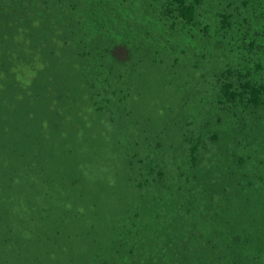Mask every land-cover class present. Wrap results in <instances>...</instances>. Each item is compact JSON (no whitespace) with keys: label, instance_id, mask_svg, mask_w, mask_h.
<instances>
[{"label":"trees","instance_id":"obj_1","mask_svg":"<svg viewBox=\"0 0 264 264\" xmlns=\"http://www.w3.org/2000/svg\"><path fill=\"white\" fill-rule=\"evenodd\" d=\"M1 1L4 4L0 5V76L4 80L0 79V203L8 184L11 204H17L18 208L0 215V264H32L26 252H13L17 244L34 242L28 224L39 223L38 236L44 232L46 218L33 217L30 210L31 204H39L35 202L36 195L43 201L70 200L62 193L46 196V187L59 176L73 184L82 155L101 158L105 148L114 146L110 142L119 141L122 136L137 135L140 140L133 146L134 156L123 153L122 158L130 182L129 193L132 201L139 204L134 209L137 211L134 218L142 222L143 217H149L144 221L148 226L169 217L170 227L161 231L173 238L175 204L167 202L171 199L157 176L162 174L160 177L164 179L170 167L169 154L165 151L173 145L167 148L164 137L168 136L166 126L171 122L164 123L147 104L131 102L132 108L129 106L127 99L133 97L132 92L121 86V80L135 78V71L129 66L122 67L121 80L118 78L108 87L104 75H99V68L93 75L89 74L93 72L89 65L81 66V60L87 56L78 54L73 43L103 39L117 25L120 38L137 49L139 57L152 58L150 64L160 70L158 77L165 79L168 89L179 95L173 97L178 109L173 123L190 131H185L186 135L190 133L188 138L197 144L200 138L212 139V132L221 130L216 113L218 118H226L229 113L239 119L233 107L251 108L254 113L264 110V84L256 79L263 76L264 0ZM147 23H151L152 37ZM56 51L62 59L58 71L64 79L50 80L47 86L37 89L38 95L30 94L10 71L13 67L10 60L39 57L45 72L57 63L58 59L49 61V55L54 56ZM93 58L98 62L97 57ZM138 79L143 80V76L138 75ZM176 82L179 84L172 88ZM37 85L41 87V81ZM141 98L136 95L137 101ZM193 100H199L196 108L207 107L208 112L206 119L192 129V122H184L194 111ZM244 119L251 120L248 116ZM59 124L64 131L70 128L65 138ZM76 125L81 129L76 130ZM29 133L39 139L32 141ZM196 135L199 136L195 138ZM151 137L148 155L141 156L144 141ZM66 142L77 155L72 160ZM190 150L192 154H200L198 147ZM235 157L236 153L231 159ZM220 164L222 168L240 167L247 172L248 162L244 157L232 164ZM259 164L251 167L258 168ZM14 179L19 182L18 192L12 191ZM137 191L140 197L135 196ZM123 218L133 219L128 213L122 214ZM130 224L135 222L122 225L120 236L117 230L116 237L108 239L105 247L115 243L118 248L131 246L130 254H133L136 242L130 245L128 233L139 232ZM263 232L264 229L258 231L257 237H262ZM244 244L243 260L235 258L227 264H264V239L257 240L252 255L247 241ZM109 250L115 254L111 247ZM142 262L152 264L146 256Z\"/></svg>","mask_w":264,"mask_h":264},{"label":"clouds","instance_id":"obj_2","mask_svg":"<svg viewBox=\"0 0 264 264\" xmlns=\"http://www.w3.org/2000/svg\"><path fill=\"white\" fill-rule=\"evenodd\" d=\"M3 4L4 2L0 0V5ZM92 24L94 26L96 23ZM146 28L148 34L152 37L151 23H147ZM119 31L120 28L116 25L115 28H111V34H107L103 39L98 37L93 43L84 40L75 41L73 44L76 45L78 54L87 56L81 60V66L89 65L93 70V72H90L89 74L93 75L96 72V69L99 68V75H104V79L108 82L109 87L110 84L118 78L121 80L120 73L122 67L127 65L132 71H135V78H132L130 81L121 80L123 83L121 86H123L125 90H131L132 95L136 93L144 95L151 87L150 81L158 78L160 70L154 68L150 64L149 60L152 58L148 59L139 57L137 49L133 48L131 45L129 46L120 38ZM91 56L97 57L99 59L98 62H96ZM56 59H58L56 61L57 63H54L50 70L45 72L44 64L39 57L37 59L34 57L33 59L28 58L27 60L21 61L11 59L10 62L13 64V67L10 71H12L15 79L21 87L25 88L30 94L34 93L38 95L37 89L47 86L50 80L60 82L64 79L58 71L62 61L58 51H56L54 56L51 54L49 55V61H55ZM138 75H142L143 80H139ZM84 76L88 78V75ZM146 76L148 77L147 79ZM0 79L4 80V77L0 76ZM256 79L264 84V66L263 76H258ZM38 81H41V87L37 85ZM107 90L109 92V88ZM104 92L105 99L107 96L105 88ZM126 95L127 93L125 92V96ZM32 100H35V96L32 97ZM233 108L239 113L240 118L235 119L229 113L226 118L223 116L217 118L221 130L213 131L212 139L200 138L199 142L195 144L188 138L190 133L189 135L184 133L180 144L174 145L172 148L175 154L180 156L179 162L170 165L168 170L165 171L166 177L164 179L160 177L162 174L157 175L162 181L168 198L173 199L175 196L182 198L183 196L193 194L194 188L199 187L201 192L206 194V198L210 195L212 201L216 203L214 206L216 205L217 216L226 219L228 236L231 238L228 243V253L211 254L198 264H227L230 260L235 258L243 260L245 241H247L246 246L249 248L250 254L252 255L257 240L260 239L257 237L259 231L257 227L264 225V204H256L257 199L255 196L260 190L254 189L256 186V180L254 179L251 184L238 182L236 178L238 172H244L240 167H236V169L228 167V178L226 180L220 178L222 172L220 162L227 163L228 165L244 157L248 162V166L246 167L247 172H244V179L249 178L251 173L264 179V110H257L254 113L251 108L246 110L243 106ZM216 115L219 117V113H216ZM247 116L251 118V120L244 119L247 118ZM59 128L63 133L62 136L64 138L65 132H70V128L64 131L60 124ZM75 129L79 130L81 128L76 125ZM29 134L32 141L39 139L36 134ZM198 136L199 135H196L194 137L196 138ZM66 146L72 151V153L69 154L70 159L72 160L73 157L77 156L75 150L68 144ZM190 147H198L200 154H192ZM219 147L222 148L218 149ZM235 153L237 154V157L231 159V156ZM130 156L132 157L134 154ZM257 162L260 163L259 167L252 168L251 166ZM79 170L82 171V173L79 171L74 174L75 179L73 184H71L69 179L67 180L59 176L56 179V182L51 181L50 185L46 187V196L62 193L63 196H68L70 200L46 199L43 201L38 199L36 195L35 202L39 204H56L57 206H60L66 204H87L90 201H93L94 198H87V196L81 192V188L79 187L81 182L80 175L88 174L92 171V166L89 163H83L81 161ZM204 170L205 174L203 176L196 177L199 184L196 185L192 177L189 176L190 172H203ZM211 173L213 174L212 177H210ZM179 175H181V178ZM209 178H211V186H205V183H209ZM224 182H226V186L222 187L221 183ZM63 184H65V188L62 187ZM238 184L239 186H242L237 187ZM176 187H179V189H175ZM184 187L188 189L184 191ZM38 188H40V186H38ZM235 193L239 196L242 193L245 203H218L223 194H227L228 197L230 194L234 195ZM10 198L11 189L7 184L6 194L0 203V215L6 213L10 209L18 208L17 204H11ZM39 204H31L30 210L33 217L46 218L47 221L44 232L41 236H38L37 227L39 223L28 224L27 229L32 232L31 237L34 238V242L22 246L17 244L13 252H26L27 257L32 260V264L47 263L48 255L50 254L48 247L59 244L61 236L64 235L68 227V224L65 222V215H63V218L61 219H50V210L48 207L44 208L41 216H37L34 211V206H38ZM201 207H205V204H201ZM236 209L241 210L238 212L239 218L234 220L233 214ZM136 212L137 211L135 210L131 215L135 217ZM179 232L180 230L176 227L174 237L163 240L162 247L169 248L171 249L170 252H172V254L170 253L171 257L168 260L169 264H196L192 260L193 246H186L183 248V245L180 243ZM135 242L137 243L138 240L135 239ZM155 242H158V240L153 239V243ZM141 243H150V240L146 239ZM186 243L187 241L184 242V245H186ZM182 249L185 250L183 255Z\"/></svg>","mask_w":264,"mask_h":264},{"label":"rangeland","instance_id":"obj_3","mask_svg":"<svg viewBox=\"0 0 264 264\" xmlns=\"http://www.w3.org/2000/svg\"><path fill=\"white\" fill-rule=\"evenodd\" d=\"M150 84L151 87L144 95H141L142 98L139 101L136 100V95H139L136 93L131 99H128V104L129 106L131 102L147 104L152 113L160 117L164 123L171 122L170 125L166 126L168 136L164 137L165 145L167 148L172 145H179L186 131L182 130L179 124L173 123L174 118L178 115V109L173 104V97L177 96L179 98V95L168 89V86H166L167 82L162 77L151 80ZM178 84L176 82L172 88ZM210 92L214 91L210 90ZM198 101H192V109L194 111L185 118L184 122V124L192 122V129L207 117V107H195ZM160 104H163L164 107L160 108ZM146 116L152 118L147 112ZM215 118L217 119L218 115H215ZM104 121L108 123L109 119L104 118ZM134 130L137 129L132 128V131ZM94 137L95 134L91 139ZM139 141L137 135L122 136L119 141L110 142L114 146L105 148L104 153L100 156L101 158L96 159L82 155V162L89 163L92 166V171L88 174L80 175L81 182L79 187L87 198H94L93 201L87 204H66L60 206L56 204H39L34 206L37 216H41L44 208L48 207L50 219H61L65 215V222L68 224L66 232L60 238V243L55 246H47L50 254L46 264H124L126 262L143 264L142 261L145 256L152 264H169L171 249L162 247L163 240L169 237L161 230L170 227V218L164 216L161 221H155L147 226L144 221L149 217H143L141 222V219H135L131 215L139 204L132 201V196L129 193L130 182L122 164V158L124 152L134 154L133 146ZM151 143L152 137L144 141L142 151L139 153L141 156L148 155ZM164 149L166 150V148ZM165 152L169 154L170 165L179 162L180 156L176 155L174 150L169 148ZM227 173V168H222L220 178L226 180L228 178ZM204 174L205 170L203 172L191 171L189 176L192 177L196 185H199L196 177ZM179 176L181 178V175ZM212 176L213 174L211 173L210 177ZM236 178L238 182H246L248 184H251L255 179L256 186L254 189H260L255 196L257 199L256 204H264V187H262L264 186V179L254 173H251L249 178L244 179V172H238ZM208 181L209 183H205V186H211V178ZM221 186L225 187L226 182L221 183ZM241 186L237 185V187ZM175 189H179V187ZM187 189L184 187L183 190ZM18 190L19 182L14 179L12 191L18 192ZM135 196L140 197V192L137 191ZM167 202L175 204V209L173 208L172 210L176 211L175 224L180 230V243L183 248L193 246L192 260L194 263L198 264L204 261L211 254L228 253V243L231 238L228 236L227 222L225 218L217 216L216 205L214 206L216 203L212 201L210 195L206 198V194L201 192L199 187H195L193 194L182 198L175 196ZM218 203L241 204L245 203V200H243L242 193L240 196L235 193L234 195L230 194L228 197L227 194H223ZM201 204H205V207H201ZM240 210H234V220L239 218L238 212ZM125 213H128V216L133 217V219H121V215ZM133 221L135 224L130 225L139 232L132 231L128 233L130 245H133L135 239L138 240L134 245L133 254H130L131 246L118 248L115 243L108 248L105 247L104 243L109 244L108 239L111 240L116 237L117 230L119 231L118 237L120 236L122 225ZM155 228H158L157 232L152 233L151 229ZM257 229L262 231L264 225L258 226ZM152 235L153 239L158 240V242L153 243ZM259 238L264 239V232L262 237ZM146 239H149L150 243H141ZM185 241H187L186 245H184ZM110 247L115 251V254H112L109 250ZM184 251L182 249V255ZM126 256H129V258L127 259Z\"/></svg>","mask_w":264,"mask_h":264}]
</instances>
